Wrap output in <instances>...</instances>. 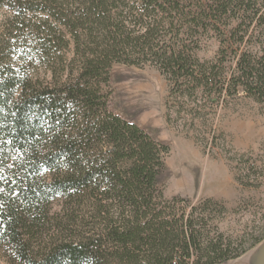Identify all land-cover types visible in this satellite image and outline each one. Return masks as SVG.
Returning <instances> with one entry per match:
<instances>
[{
	"label": "trees",
	"instance_id": "obj_1",
	"mask_svg": "<svg viewBox=\"0 0 264 264\" xmlns=\"http://www.w3.org/2000/svg\"><path fill=\"white\" fill-rule=\"evenodd\" d=\"M2 8L12 17L0 33V262L222 264L244 253L216 229L209 200L186 211L163 198L168 147L112 110L110 68L153 64L182 96L241 90L264 102V0ZM207 40L215 54L200 60Z\"/></svg>",
	"mask_w": 264,
	"mask_h": 264
},
{
	"label": "rangeland",
	"instance_id": "obj_2",
	"mask_svg": "<svg viewBox=\"0 0 264 264\" xmlns=\"http://www.w3.org/2000/svg\"><path fill=\"white\" fill-rule=\"evenodd\" d=\"M11 17L0 10V33ZM216 47L207 40L196 55L209 60ZM110 85L112 110L168 147L157 176L163 198L182 200L186 211L209 200L216 229L247 247L222 264H264V102L241 90L220 102L182 96L153 64L113 63Z\"/></svg>",
	"mask_w": 264,
	"mask_h": 264
},
{
	"label": "bare ground",
	"instance_id": "obj_3",
	"mask_svg": "<svg viewBox=\"0 0 264 264\" xmlns=\"http://www.w3.org/2000/svg\"><path fill=\"white\" fill-rule=\"evenodd\" d=\"M139 88H140V87H139ZM139 88H138V89H139ZM143 88H144V87H143ZM131 92H132V91H131ZM137 96H138V95H137ZM141 99H142V98H141ZM136 100H137V99H136ZM143 100H144V99H143ZM138 106H139V105H138Z\"/></svg>",
	"mask_w": 264,
	"mask_h": 264
}]
</instances>
